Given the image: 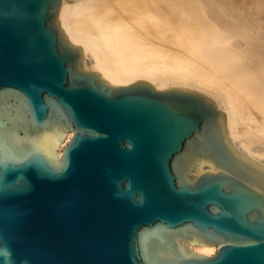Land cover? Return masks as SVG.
Wrapping results in <instances>:
<instances>
[{"label":"water","instance_id":"95a60500","mask_svg":"<svg viewBox=\"0 0 264 264\" xmlns=\"http://www.w3.org/2000/svg\"><path fill=\"white\" fill-rule=\"evenodd\" d=\"M61 4L0 0V264H264V164L224 112L193 89L112 86Z\"/></svg>","mask_w":264,"mask_h":264},{"label":"bare ground","instance_id":"6f19581e","mask_svg":"<svg viewBox=\"0 0 264 264\" xmlns=\"http://www.w3.org/2000/svg\"><path fill=\"white\" fill-rule=\"evenodd\" d=\"M256 1L264 13V0ZM164 2L181 16L168 15ZM241 18L227 0H62L58 15L68 39L82 47L84 67L99 70L112 86L147 80L157 89L205 94L224 112L232 145L264 164V50L231 42L253 39L246 31L251 24ZM261 23L264 28V19ZM176 24L180 27L170 38ZM259 29L253 34L264 43ZM248 52L254 56L245 60ZM73 135L65 133L58 156ZM205 169L217 171L202 163L195 173ZM184 244L206 255L218 249L202 241Z\"/></svg>","mask_w":264,"mask_h":264},{"label":"rangeland","instance_id":"374dc122","mask_svg":"<svg viewBox=\"0 0 264 264\" xmlns=\"http://www.w3.org/2000/svg\"><path fill=\"white\" fill-rule=\"evenodd\" d=\"M227 2H229L231 6H234L235 8L239 9L240 17H242L240 20L242 22L251 24V27L246 29V31L249 33L250 36L253 37L250 43L237 37L231 38V42H241L242 45H244L247 50L254 49L255 51L257 50L258 52L264 50V47H262L264 43L261 40L257 39L256 36H254L253 34L255 31H258V29L260 28L259 32L261 36L264 37V28H261L262 25L261 21L263 22L264 13L259 10L258 2L256 0H227ZM164 5H166V12L168 13V15L181 16L182 12L178 10L175 6H173L171 3L164 2ZM179 27L180 25L178 26V24H176L175 26H173V28L169 29L170 38L177 33L176 29H178ZM253 56L254 55L251 52L250 53L248 52L245 55L244 59L250 60L251 57Z\"/></svg>","mask_w":264,"mask_h":264}]
</instances>
